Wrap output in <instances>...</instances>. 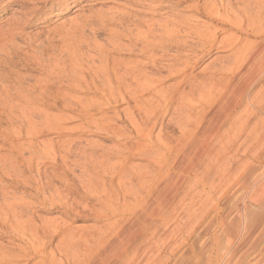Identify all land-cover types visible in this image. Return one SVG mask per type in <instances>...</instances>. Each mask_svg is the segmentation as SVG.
I'll return each mask as SVG.
<instances>
[{
  "label": "bare ground",
  "instance_id": "bare-ground-1",
  "mask_svg": "<svg viewBox=\"0 0 264 264\" xmlns=\"http://www.w3.org/2000/svg\"><path fill=\"white\" fill-rule=\"evenodd\" d=\"M41 1L45 0L9 2L21 9H28L37 7ZM49 1L51 8L55 7V15H60L74 5L76 7L78 1L92 3L96 0H46L45 3ZM128 1L132 2V7H145L147 13L144 14L147 15L142 17L140 14L141 17L138 18L136 13H130L132 18L112 16L106 19L107 21H102L101 25L116 21L120 27L126 26L127 31L131 30L128 27L133 28L136 34L125 31L129 43L126 52L138 54L143 61L135 60L124 65V60L113 59L110 62L107 56L106 79H109L110 73L112 79L108 80L106 94L123 102L138 100L137 98L144 94L154 95L155 99L152 95L154 101L151 104L146 103L147 105L140 106L141 109L137 107L143 111V120H138L132 113H128L129 118L124 120L127 119L128 127L137 139L139 137L144 140L145 145L142 146L141 152H150L154 143H157L154 147L159 148V151L154 153L152 150L151 159H148L154 166L156 177H142V174L138 177H127L124 166L116 163L112 168L107 165L113 173L111 176L115 177H101L102 183L104 180L108 183L105 186L99 184L101 187H95L88 183L89 185L83 184L86 188L82 185L75 187L71 182L72 185L62 186V191L52 186L53 196L40 200L39 205L58 206L63 211L61 215L67 219L83 215L85 217L87 212L93 217L96 216L97 220L104 219L108 222L114 219L105 226L104 231L96 235H91V232L74 235L65 227L66 224L62 225L63 223H40L36 226L32 216L23 215L30 208L28 204L4 202V206H0V238L7 235L10 239L11 235L12 238L15 237L13 241H18L20 246L16 247L15 251L0 248V264H18V259L29 264L39 258L38 264H169L171 261L173 264H241L244 258L237 255L241 245L251 236V221L246 220L249 204L259 211L264 210V187L263 194L250 200L249 204L230 195L229 190L220 194V165L228 160L235 162L233 160L236 154L243 144H246L247 152L259 149L253 162L242 172L241 183L238 184L242 187L251 177H255L259 182V177L264 174L259 170L264 164V124L260 126L261 132L252 140V144L248 141L251 134L247 132L258 114L264 115V88L256 100L250 98L252 95L249 96L250 88L255 86V83L261 79L264 82V1L238 0L241 1V6L238 7L232 6L229 0L126 2ZM168 2L174 5L188 3V9L208 21V26L196 28V21H186L183 24L185 27H180L181 22L166 19L158 22L155 28L154 19L158 16L156 11L164 8ZM219 11L225 15H221ZM113 33L116 34L115 31ZM190 35L193 37L191 41ZM222 35L225 36L219 40ZM171 49L176 52L171 53ZM212 51L213 55L224 52L230 55L219 58L218 61L221 62L217 67L210 66L206 69V80L195 81L190 77L188 81V71L206 61L212 56ZM217 59H213L214 62ZM142 67L149 71H143L140 69ZM153 71L158 75L162 74L163 76H159L161 78L180 79L176 84L177 88L172 87V90H175L170 94L168 91L158 92V84L162 79L155 80V75L151 74ZM218 76L221 78H217ZM180 88L182 90L178 91ZM176 99L179 105L174 108ZM193 99L197 100V104L191 103ZM241 105L244 110L238 112L237 109ZM171 110L173 115L169 119L174 122L172 125H175L178 132L177 138L172 139L167 133L162 140L161 136L165 132L162 133L160 128L155 137L157 141L152 142L150 134ZM96 130L107 132L105 125ZM118 133L117 131L115 134ZM242 134H246L247 138L240 142ZM132 151H135L133 154H140L137 148ZM233 170L234 168H229L228 173ZM199 171L202 174L200 180L210 179L209 194H206L204 199L199 197L196 203L195 197L187 198L185 195L180 198L175 178L195 179L194 176ZM38 186L41 189L42 185ZM78 188L85 190L80 191ZM202 200L204 202H201ZM83 201H86L87 205L96 202L100 206L98 211L101 210L99 213L97 210L95 212L90 210V206L87 210L81 205ZM128 201L131 204H127ZM186 201L189 203L188 207H184ZM208 202H213L210 208L206 207ZM176 203H180L181 207L176 208ZM210 217L214 221L207 222ZM199 228H202L201 244H191L185 253L178 255L179 248L188 245L190 238L195 236ZM213 228L215 232L211 233ZM47 234L50 237L46 236ZM184 234L185 237L181 238ZM57 237H60V240L53 250L46 253L52 242L51 238ZM177 238L181 242L175 246ZM199 238L200 234L196 236L197 240ZM239 239H242L243 244H238ZM248 249L243 251L244 256L249 254L252 248ZM12 253L16 255L10 257ZM163 253L167 254V258H161Z\"/></svg>",
  "mask_w": 264,
  "mask_h": 264
},
{
  "label": "rangeland",
  "instance_id": "rangeland-1",
  "mask_svg": "<svg viewBox=\"0 0 264 264\" xmlns=\"http://www.w3.org/2000/svg\"><path fill=\"white\" fill-rule=\"evenodd\" d=\"M9 1L0 0V206H4V202L28 204L30 208L23 215L32 216L36 226L40 223H63L62 225L66 224L65 227H68L67 229L71 230L74 235L85 232H87L85 234L91 232V235H96L100 231H104L105 226L113 222L114 219L108 222L104 219L97 220L96 216L93 217L90 212H87L88 218L87 215L86 218L83 215L67 219L61 215L63 211L58 206H42L39 205V202L53 196V187H58L56 189L62 191V186L72 185V183L75 187L82 185L84 188H86L84 185L89 184L95 187H101L99 184L107 185L106 180L102 183L103 178L101 177H115V175L111 176L113 173L107 165H111L112 168L116 166V163H121L124 166L125 173H128L127 177H138L141 174L142 177H156V173L153 172L154 166L148 159H151L153 151L154 153L159 151V148L154 147L157 143H154L152 152H141L142 146L145 145L144 140L139 137L137 139L129 129L127 119L124 120L128 117V113L129 115L133 114L138 120L139 118L143 120V111L140 109L142 105L151 104L155 99L154 95L144 94L139 97L141 101L137 98L138 100H132L133 102L131 100L123 102L118 98L108 97L106 94L109 86L108 80L112 79L111 73L109 79H106L107 56H109L110 62L113 59H116L115 61L124 60L122 61L124 65L135 60L136 62L143 61L138 54L126 52L129 47L128 39H126L127 32H132V34H136V32L130 27L128 29L131 30L127 31L126 26L120 27L116 21L101 25L102 21H107L112 16L131 17L130 13H136L137 18L141 17L140 14L143 17V15H147L144 14L147 13V10L145 7H132V2L128 1L127 3V0H96L92 3L78 1L76 7L74 5L66 13L55 15V7L51 8V1L46 3V0L41 1L37 7L28 9L11 5ZM229 1L233 4H231L232 6H241L239 3L241 1ZM249 1L251 2V0ZM141 4L146 6L144 3ZM215 4L218 5V3ZM189 6L188 3L180 5H174L172 2L166 3L164 8L156 11L158 16L154 19L155 28L159 24L158 22L161 23L166 19L169 21L175 19L173 22L176 23L181 22L180 27H185L183 24L186 21L188 23L196 21L194 23L196 28L208 26V21L194 15L188 9ZM219 13L225 15L222 11ZM125 31H127L126 35ZM224 36H220L219 40ZM191 40H193L192 36ZM174 52L176 50L171 49V53ZM213 53L214 51H212V56L198 67H194V70L188 71L190 75L187 72L188 81H190V77L195 81L206 80V76H208L206 69L210 66L217 67L221 62L218 61L219 58L230 55L226 52L214 55ZM215 58L218 59L214 62ZM140 69L145 72L149 71L144 67ZM151 74L155 75V80L162 79V82L158 84V92L168 91L167 93L170 94L175 90H172V87L177 88L176 84L180 80L161 78L159 76L163 75H158L155 71ZM217 78H221V76ZM263 86V79L255 83V86L251 87L253 89L250 88L249 96H253L250 98L256 100L263 92ZM181 88L178 91L186 89L185 86ZM191 103L197 104V100L193 99ZM175 105H179L177 99L174 102V108ZM243 105L237 109L238 112L244 110ZM130 108L133 109L130 110ZM172 110L150 134L152 142L157 141L155 137H157L160 128L162 133L165 132L161 136L162 140L167 133L172 139L177 138L178 132L175 125H172L174 122H170L169 119L172 118ZM262 124H264V115L258 114L247 130L251 134V137L248 138L249 143L252 144V140L261 132ZM104 125L107 132L96 130ZM114 130L119 133L115 134L117 131L114 132ZM246 138L247 135L242 134L240 142ZM133 148H137L138 154H140H133L132 152H135L132 151ZM245 148L246 144H243L233 160L235 162L232 163L228 160L221 163L220 194L229 190L230 195L241 198L249 204L250 200L263 194L264 174L259 177V182L255 180V177H251L242 187L238 184L241 183L242 172L253 162L259 149L255 148L247 152ZM229 168H234V170L228 173ZM259 170L264 172V164ZM194 177L196 178L176 177L175 183L180 198L185 195L187 198L195 197L196 203L199 197L204 199L205 195L209 194L211 185L209 178L200 180L201 171L197 172ZM38 185H42L41 189ZM84 188L80 189L84 191ZM81 203L87 210L90 207H92L90 210L95 212L97 210L98 213L101 210L98 211L100 206L96 202L88 205L86 201ZM127 204H131V202L128 201ZM212 204L213 202H208L206 207L210 208ZM187 205L189 203L184 202V207ZM179 207L181 204L176 203V208ZM246 220L251 221V236L244 245H241L237 256L244 257L241 264H264V210L259 211L249 204ZM209 221L214 220L210 217L207 222ZM214 228L210 230L211 233L215 232ZM195 233V236L190 238L188 245L179 248L178 255L185 253L191 244L196 246L201 244L202 228L196 230ZM198 234H200L199 240L196 239ZM182 237H185V234ZM13 238L15 239V237ZM13 238L11 235L10 239L7 235L0 238V248L15 251L20 243L13 241ZM51 239L52 242L46 249V253L53 250L60 237ZM239 240L238 244L240 245L242 239ZM180 242L181 240L177 238L174 242L175 246ZM248 248H252L251 252L249 251V254L244 256L243 251L249 250ZM15 255L16 253H12L10 257ZM162 257L167 258V254L163 253ZM19 260H17L18 264H25ZM39 261L40 258L29 264H38ZM169 264H173V261Z\"/></svg>",
  "mask_w": 264,
  "mask_h": 264
}]
</instances>
